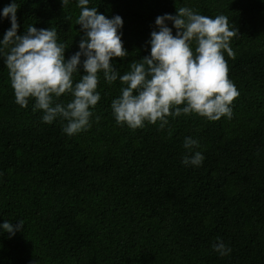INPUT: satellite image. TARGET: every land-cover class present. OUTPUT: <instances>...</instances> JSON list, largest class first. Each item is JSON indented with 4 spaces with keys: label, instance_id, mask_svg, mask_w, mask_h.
Masks as SVG:
<instances>
[{
    "label": "trees",
    "instance_id": "1",
    "mask_svg": "<svg viewBox=\"0 0 264 264\" xmlns=\"http://www.w3.org/2000/svg\"><path fill=\"white\" fill-rule=\"evenodd\" d=\"M10 3L0 0V10ZM16 4L18 35L29 25L53 28L66 59L79 50L75 0L65 8L61 0ZM185 6L224 15L238 30L234 59L225 53L239 92L231 119L192 114L169 117L163 130L119 126L110 105L123 85L107 84L101 73L92 126L69 137L64 122H42L33 100L26 108L15 103L0 61V224L24 222L15 235L0 230V264H264V0L89 3L123 19L128 56L112 61L121 75L149 54L156 17ZM10 26L0 18V39ZM186 136L199 141L198 168L181 163ZM217 238L229 256L212 250Z\"/></svg>",
    "mask_w": 264,
    "mask_h": 264
},
{
    "label": "clouds",
    "instance_id": "2",
    "mask_svg": "<svg viewBox=\"0 0 264 264\" xmlns=\"http://www.w3.org/2000/svg\"><path fill=\"white\" fill-rule=\"evenodd\" d=\"M70 3L72 0H61L63 8ZM75 3L80 9L75 23L82 35L79 50L67 59V47L58 42L55 29L29 25L23 34H17L20 25L16 0L0 10V18L8 19L11 25L0 39V61L8 70L17 105L26 108L33 100L32 111L42 113V122H64L62 132L69 137L88 131L92 109L101 99L97 87L102 73L107 84L119 80L123 85L110 105L119 126L136 130L147 123L163 130L169 117L195 114L208 121L233 117L232 104L239 92L228 79L225 53L234 59L230 42L239 33L226 16H204L186 6L178 8L175 15L157 16V30L147 41L149 54L131 63L130 70L121 75L112 61L128 56L122 42V17L107 18L97 7H89L90 0ZM77 74L80 79L75 81ZM62 96L71 99L65 103ZM199 147L197 139L184 138V166H202L205 157L197 150ZM23 228L22 220L0 224V230L10 235ZM212 250L220 257L232 252L220 238Z\"/></svg>",
    "mask_w": 264,
    "mask_h": 264
}]
</instances>
